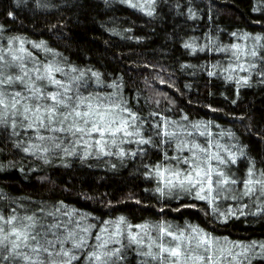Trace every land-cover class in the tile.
Here are the masks:
<instances>
[{
	"label": "trees",
	"instance_id": "obj_1",
	"mask_svg": "<svg viewBox=\"0 0 264 264\" xmlns=\"http://www.w3.org/2000/svg\"><path fill=\"white\" fill-rule=\"evenodd\" d=\"M127 1L0 0V56L23 63L25 80L37 85L54 64L70 95L115 103V118L128 119L133 133L109 138L115 142L102 152L94 138L34 131L24 125L37 127L35 117L22 123L18 112L0 109L8 117L0 124V216L17 224L31 216L35 231L59 225L55 264H92L90 253L113 249L109 264H176L157 245L177 243L179 264H264V190L253 184L252 194L241 195L249 170L264 180V0ZM9 87L27 95L18 82ZM193 144L207 147V163L236 180L219 196L200 199L195 188L160 182V169L186 167L173 157L190 156ZM16 253L49 264L46 253L23 243L0 264H22Z\"/></svg>",
	"mask_w": 264,
	"mask_h": 264
},
{
	"label": "snow or ice",
	"instance_id": "obj_2",
	"mask_svg": "<svg viewBox=\"0 0 264 264\" xmlns=\"http://www.w3.org/2000/svg\"><path fill=\"white\" fill-rule=\"evenodd\" d=\"M19 2V0H17ZM21 57L13 56L12 60H21ZM7 67H15L16 72L6 71ZM23 63L11 65L4 60V56H0V109L12 110L13 116L18 112L23 121L30 120V117H35V125L28 123L24 125L26 128H33L34 131L43 129L46 132H64L69 133L71 136H76L78 140L84 141L85 137L89 139L94 138V143L98 146L100 151H104L105 145L114 143V140H110L111 137L118 135L131 136L132 132L128 131L129 123L128 119L117 120L115 118V109L117 105L110 103L102 98L93 99L90 95L85 96L82 93L76 92L69 94L71 91L70 86L66 87L64 82L57 79L55 73L60 72L61 69L54 64H49L41 75L36 76V80L43 81V84L37 85L35 83H29L25 80V77H29V72L24 70ZM35 71L39 73L40 68H35ZM31 79V77H29ZM14 82L22 84L21 90H10V85ZM51 84L55 87V91L48 92L47 87ZM131 115V114H130ZM134 119V117H132ZM8 120L7 115L4 112H0V124L6 123ZM66 125V126H65ZM13 127L15 123L13 122ZM168 135L167 132L162 133ZM175 135V133H173ZM39 139L43 140L45 137L40 135ZM51 139V137H49ZM59 139V138H57ZM142 143H148L147 140H142ZM59 147V144L56 145ZM28 149H25L27 151ZM66 151V149H65ZM191 153L188 157H181L173 159L177 160V164H183L186 167L183 170L170 171L167 168L160 169L158 175L160 182L168 188H184L188 186V190L196 189L195 196H199L200 199H208V197L215 191L219 196L224 190L223 186L229 183H236L235 179L231 181L225 177L223 171L214 170L207 161L212 159L208 155L207 147H199L193 144L188 149ZM198 153H204V158L198 159ZM218 163L224 161L216 158ZM231 162H235L232 160ZM169 173L165 175V173ZM249 179L242 182L246 186V191L241 195H250L255 190L252 185L260 184L262 190H264V180H253L252 171L249 170ZM264 175V174H262ZM215 177V179H214ZM163 192V188L158 189ZM204 193V195H201ZM7 224L10 227L5 230L4 225ZM15 225V226H13ZM36 221L31 216L20 218L19 223H16L15 216H9L7 218L0 216V253L4 249H8L6 255H0V260L7 259L13 251L18 249L23 243L25 248H29L33 254H39L41 251L47 254L49 258V264H55V261L51 259L53 253L51 249H55L56 242L60 238L52 230L59 225H50L47 230H44V226L41 225V231H35ZM164 234L171 237V240L182 241V236L173 235L166 230ZM51 232L54 239L49 240L47 233ZM9 236L15 237V239L9 240ZM68 237H65L67 239ZM131 239L136 241V237L132 236ZM29 241H33L30 244ZM208 241L201 239L200 244H207ZM82 244V241H81ZM81 244H76L74 247H80ZM197 245V247L200 246ZM9 245L11 247L9 248ZM105 247V245H100ZM160 253H166L169 258H175L176 264H179V258L181 257V245L177 243L171 247H164L162 244H158ZM118 249L109 250L108 252L100 253L94 251L89 254L88 259L92 261V264H109V258L118 253ZM204 251H208L205 248ZM61 251H57L56 255H60ZM151 256L152 254L146 253ZM64 256H69L68 251H63ZM15 259L23 262H29V264H38L37 260L33 259V256L29 253H16ZM155 258V257H154ZM163 259V256L160 257ZM198 260H203L204 257H197ZM208 260L212 257L208 256ZM39 264H43L40 261ZM65 264H71V258H69Z\"/></svg>",
	"mask_w": 264,
	"mask_h": 264
},
{
	"label": "rangeland",
	"instance_id": "obj_3",
	"mask_svg": "<svg viewBox=\"0 0 264 264\" xmlns=\"http://www.w3.org/2000/svg\"><path fill=\"white\" fill-rule=\"evenodd\" d=\"M127 2L134 4V5H138V7H143L145 5H147V0H128Z\"/></svg>",
	"mask_w": 264,
	"mask_h": 264
}]
</instances>
